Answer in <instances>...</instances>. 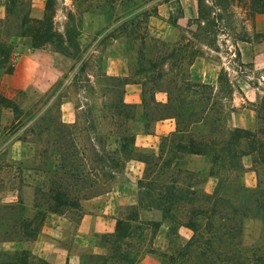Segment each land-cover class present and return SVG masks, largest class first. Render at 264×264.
Returning a JSON list of instances; mask_svg holds the SVG:
<instances>
[{
	"label": "rangeland",
	"instance_id": "1",
	"mask_svg": "<svg viewBox=\"0 0 264 264\" xmlns=\"http://www.w3.org/2000/svg\"><path fill=\"white\" fill-rule=\"evenodd\" d=\"M8 0H0V17L5 19ZM40 5L41 19H33V6ZM28 13L32 24L45 19V26L49 30L48 41L35 42L30 33L22 37L20 51L26 53L29 46L35 49H47L54 55V64L60 69L59 77L50 84L40 85L30 89L33 101L30 107L24 108L22 102H17L20 108L31 110L35 105L41 107L38 113L22 127L25 134L17 136L29 141L27 147V164L33 162L37 156L36 150L40 143L47 142L46 146L55 144V131H60L59 144L67 148L75 143L79 149L78 160L84 165V175L94 182L92 191H111L117 185L129 181V176L135 174L137 165L125 163L118 170L111 164L109 152L115 148L111 133L115 131L112 109L117 101L123 98L122 85L117 86L106 74L105 61L108 57L124 58L127 60L129 71L126 77L132 82L146 83L144 88L147 106L152 108L149 98L155 96L156 89L150 82L144 80L146 73L135 75L139 62L159 65L157 71L168 72L171 64H176L171 70L179 77H191L193 82H203L208 89L193 88L189 94L184 92L185 86L176 80L170 83L169 77L158 81L159 90L169 88L172 106L176 108L179 94L184 96L187 103L207 97L213 109L222 104L225 109V119L230 128L245 125V129L255 130L258 127V116L264 118V64L254 62V54L245 50L246 43L256 44L264 39V32L259 31V18L263 14L264 1L256 0H17L15 11ZM5 28L0 26V32ZM13 34V31L11 32ZM141 36H146L143 41ZM5 43H9L8 36H1ZM15 37L10 39L14 48ZM36 45V47H35ZM156 46V47H155ZM158 46V47H157ZM144 49V60L139 59L137 50ZM14 50V49H13ZM146 50V54H145ZM175 50L173 60L166 59L167 55ZM161 51V52H160ZM26 57L23 59L25 60ZM34 64L45 62L37 56ZM12 59L4 64V68L11 66ZM82 64V65H80ZM34 75L42 78L43 69L39 65ZM162 69V70H161ZM2 71V70H1ZM152 75V74H151ZM50 80V79H48ZM140 82V83H139ZM39 88V89H38ZM41 88H44L41 91ZM166 97L167 94L165 93ZM156 98V97H155ZM161 98V95H159ZM208 100V101H209ZM70 103L76 115V122L70 127L60 121L61 105ZM16 103V102H15ZM143 102L137 108L135 120L130 122L129 133L144 131L143 121L140 119ZM152 106V107H151ZM8 109L3 111L6 113ZM10 112V111H9ZM45 114V115H44ZM12 119V113L10 116ZM9 119L5 127H1V144L10 138ZM155 122H151L148 131L153 130ZM49 126V136L46 135ZM35 128V129H34ZM243 128V127H240ZM37 132V133H36ZM71 135L68 136V135ZM158 149V147H157ZM56 156L53 155L52 159ZM187 167L195 171L208 174L211 165L207 158L202 156L185 157ZM66 160V158H65ZM5 152H0V201L7 202L15 194L9 190L10 180L14 176L8 165ZM241 163L246 168L243 182L249 188H256L259 181L264 183V169L257 172L252 170L251 157H243ZM122 164V162H121ZM249 166V167H247ZM249 171V172H248ZM247 173V174H246ZM113 177V178H112ZM133 177V176H132ZM212 179L203 188L212 193L216 185V178ZM91 182V183H92ZM212 187H209V185ZM208 186V187H207ZM88 184L83 185L82 194ZM210 188V189H207ZM34 198L31 187L24 188L22 197L28 214H32V204L28 197ZM16 201V200H15ZM14 201V202H15ZM87 210V208H86ZM84 200L80 201L77 211H70L63 215L71 223L65 239L61 243L71 252L84 256L93 253L90 247H81L78 240L72 236L76 233L77 223L86 212ZM69 217L72 219H69ZM143 219L162 220L159 211H143ZM42 230V229H41ZM169 224L163 222L154 240L155 246L167 243ZM42 233V232H40ZM191 236L186 228L179 229V238L176 247L182 246ZM102 235L94 239L100 245ZM28 244V240H15ZM264 245V223L258 219L248 218L244 221L241 250L243 252L258 249ZM24 248H6L0 241V264L11 261V254L20 253ZM30 261L34 264H51L38 254L29 251ZM80 264V263H79Z\"/></svg>",
	"mask_w": 264,
	"mask_h": 264
},
{
	"label": "trees",
	"instance_id": "2",
	"mask_svg": "<svg viewBox=\"0 0 264 264\" xmlns=\"http://www.w3.org/2000/svg\"><path fill=\"white\" fill-rule=\"evenodd\" d=\"M16 2L8 0L6 17L0 18V26L5 28L3 33L0 32V71L13 70L12 65L4 68V64L13 58L12 37L30 33L35 42L48 41L49 30L45 26V19L32 24L28 13H22L21 9L20 12L15 11ZM2 35L8 36L9 43L2 40ZM144 39L146 36L140 37L141 41ZM142 50H137L138 61L146 59ZM175 54L176 51L171 50L166 59L173 60ZM137 64L135 75L146 73L149 76H144V80L151 83V90L155 87V92L167 94L166 103H159L154 95L151 96L148 101L154 106L150 108L143 91L146 83L139 82L143 88V111L139 117L143 121L144 132L149 133L151 122L168 118L175 120L176 129L161 138L157 150L138 149L135 146L136 132L129 133L128 129L130 122L136 118L138 106L125 103L123 98L111 106L115 131L109 136L114 138L113 144L116 145L109 152L113 169L118 170L126 162L135 160L143 163L144 170L137 180V204L123 207L114 232L101 237L100 247L104 253L81 256L80 264H138L145 255L153 256L159 264H264V245L247 253L240 249L244 221L253 218L264 223V183L259 181L256 188L247 187L243 182L246 168L241 163L243 157H251L252 170L257 172L264 169L263 116H258L255 130L230 128L222 104L218 109H213L207 97L190 101V95L187 103L181 93L175 108L169 88L159 90L160 79L169 77L170 83L181 81L185 86L184 92L189 91V94L195 87L208 89V85L193 82L190 76L189 79L179 77L171 71L176 64H171L168 72L162 69V72L157 71L159 65L150 61L147 68L142 61ZM109 78L117 86H123V94L127 84L138 83L117 76ZM6 109L13 116L8 124L12 136L41 107L35 105L31 110H24L0 94V125ZM62 124L70 127V124ZM44 130L49 136V126ZM68 136L71 137L70 134ZM55 137V144L48 147L47 142L40 140L41 146L36 150L37 156L33 162L27 164V160H23L3 165L11 168L14 174L9 181V190L17 193V200L0 201L1 242L32 241L40 234L48 214L65 215L77 211L80 201L103 194L101 190L92 191L94 182L91 183L84 175V165L78 160L79 149L75 143L64 148L59 144V130L55 131ZM18 139L24 145L29 142L21 135ZM53 155L55 159H52ZM187 156L207 158L211 165L210 172L204 175L201 171L188 168ZM210 177H215L217 181L212 193L203 188ZM84 184H88L85 190L91 189L88 194H82ZM28 187L34 190L32 214H28L22 197V191ZM153 210L161 213V221L142 218L143 211ZM79 220L74 222L78 223ZM163 222L169 224L167 243L162 247L155 246L154 240ZM180 228L189 229L191 236L182 246L176 247ZM11 255V261L5 264H34L27 250Z\"/></svg>",
	"mask_w": 264,
	"mask_h": 264
},
{
	"label": "crops",
	"instance_id": "3",
	"mask_svg": "<svg viewBox=\"0 0 264 264\" xmlns=\"http://www.w3.org/2000/svg\"><path fill=\"white\" fill-rule=\"evenodd\" d=\"M40 11V5L33 6L31 10V17L33 19H41L42 14ZM0 17H2V15ZM259 20L261 23L259 31L264 32V13L261 15ZM15 39L14 44H19V46L15 47L13 50V58L11 61L13 70L11 72L8 69L0 71V94L10 98L16 103L24 101L21 105L26 108L30 107L34 99L33 94L29 92L30 89L34 90V87H38L40 85L46 86V84L48 85L51 82H54L58 79L60 75L59 73L61 72L57 65L54 64V55L52 53H48L47 49H35L29 46L26 53L18 56L19 54H22L20 51L22 44H20L19 41H22L23 38L15 37ZM245 50H250V52L254 54V62L256 64H264V39L256 44L246 43ZM37 56H42L45 62L34 64L38 63L34 60ZM25 57L26 59L23 60ZM105 64L107 75L117 77H126L128 75V63L127 60L122 57H108ZM37 65H39V68L43 69L45 72L43 73L42 78L34 75L33 71L37 69ZM43 90L44 88H41V91ZM159 95H161V98H159ZM155 97L156 101L159 103L167 102L165 93H157L155 94ZM123 100L127 104H133L139 107L142 100L140 85L138 83L127 84L125 86ZM7 113L9 114L8 116H6V113L3 114L0 129L1 127H5L7 121L11 119V117H9L11 112L7 111ZM59 118L66 124H73L76 122V115L73 109L70 108V103L67 102L61 105ZM238 127H243L245 129L247 126L239 124ZM175 129L176 122L173 118L156 121L154 123L153 130L149 131V133L144 131L136 132L135 146L138 149L153 148L157 150V147L160 145L161 138L170 134ZM22 130L23 129H20L19 132L13 134L6 143L1 144L0 139V152H5L8 162L26 160L27 147L21 140L18 139L17 136ZM129 163H135L137 165V170L134 172L135 174L130 175L129 181L125 184L117 185L104 195L84 200L85 210L86 208L87 210L83 213L77 223L76 233L74 234L72 232V236H74L76 240L79 238V245L81 247H90L95 254L104 253V249L101 248L100 245L95 244L94 239H96L98 235L100 236L114 232L121 209L126 206L137 204V180L140 179L143 174L144 165L143 163L135 160L126 162L127 165ZM211 180L212 179L208 178L209 183ZM208 181L206 182L207 185ZM209 187H212V184L211 186L209 185ZM205 191L211 193L209 190L205 189ZM12 194V199L7 200V202H14L17 200V193L12 192ZM28 200L30 204H33V197L31 195H29ZM70 227L71 223L65 216L48 214L42 225V233H40L34 240L30 241L28 244L11 241L2 242V245L6 248L27 249L43 257L51 264H79L81 257L80 254L71 252L61 243V240L63 241L67 236ZM138 264L159 263L153 256L145 255L141 258Z\"/></svg>",
	"mask_w": 264,
	"mask_h": 264
}]
</instances>
